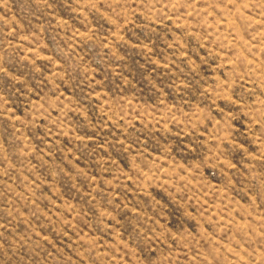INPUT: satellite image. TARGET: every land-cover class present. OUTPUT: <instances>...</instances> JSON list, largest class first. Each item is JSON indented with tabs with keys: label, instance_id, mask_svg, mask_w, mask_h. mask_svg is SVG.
Returning <instances> with one entry per match:
<instances>
[{
	"label": "rangeland",
	"instance_id": "obj_1",
	"mask_svg": "<svg viewBox=\"0 0 264 264\" xmlns=\"http://www.w3.org/2000/svg\"><path fill=\"white\" fill-rule=\"evenodd\" d=\"M0 264H264V0H0Z\"/></svg>",
	"mask_w": 264,
	"mask_h": 264
}]
</instances>
